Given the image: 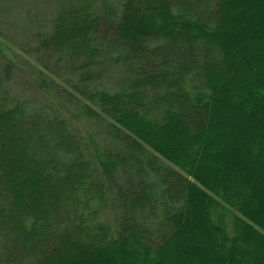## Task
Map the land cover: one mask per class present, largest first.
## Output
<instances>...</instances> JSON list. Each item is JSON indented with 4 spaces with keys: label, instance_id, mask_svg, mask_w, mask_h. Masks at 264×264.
Instances as JSON below:
<instances>
[{
    "label": "trees",
    "instance_id": "1",
    "mask_svg": "<svg viewBox=\"0 0 264 264\" xmlns=\"http://www.w3.org/2000/svg\"><path fill=\"white\" fill-rule=\"evenodd\" d=\"M0 264H264V0H0Z\"/></svg>",
    "mask_w": 264,
    "mask_h": 264
},
{
    "label": "rangeland",
    "instance_id": "2",
    "mask_svg": "<svg viewBox=\"0 0 264 264\" xmlns=\"http://www.w3.org/2000/svg\"><path fill=\"white\" fill-rule=\"evenodd\" d=\"M4 51V50H3ZM26 75V74H25ZM26 79V78H25Z\"/></svg>",
    "mask_w": 264,
    "mask_h": 264
}]
</instances>
